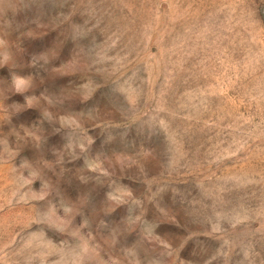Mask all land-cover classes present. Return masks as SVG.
I'll use <instances>...</instances> for the list:
<instances>
[{
  "label": "rangeland",
  "instance_id": "obj_1",
  "mask_svg": "<svg viewBox=\"0 0 264 264\" xmlns=\"http://www.w3.org/2000/svg\"><path fill=\"white\" fill-rule=\"evenodd\" d=\"M0 264H264V0H0Z\"/></svg>",
  "mask_w": 264,
  "mask_h": 264
}]
</instances>
